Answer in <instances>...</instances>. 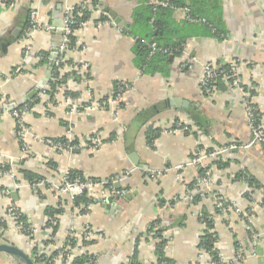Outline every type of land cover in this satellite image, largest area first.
<instances>
[{"label":"crops","instance_id":"obj_1","mask_svg":"<svg viewBox=\"0 0 264 264\" xmlns=\"http://www.w3.org/2000/svg\"><path fill=\"white\" fill-rule=\"evenodd\" d=\"M81 3L0 2V164L11 170L0 178V243L16 246L32 258L33 246L47 241V217H55L49 240L54 256L72 226L96 234L76 253L94 258L84 264H155L163 241V255L173 264H208L198 258L205 249L200 245L204 226L199 219L204 212L212 214L214 247L222 253V264H264V150L252 137L238 89L221 78L213 95L206 97L199 86L204 62L220 66L237 60L239 78L264 126V0H219L224 29L219 37L202 26L187 25L185 8L174 9L173 27L186 37L180 52L169 55L165 74L145 73L134 62V33L143 29L134 25L133 14L141 0H99L100 6L74 29L76 49L64 52L79 68L56 66L59 76H67L52 90L55 65L49 60L62 37L65 8ZM32 7L38 10L39 22L55 30L35 31L27 44L23 35ZM103 16L107 20L99 19ZM40 52H49L47 61L37 59ZM46 78V93L42 88L27 98ZM119 82L127 88L117 103H111ZM174 99L185 105L178 106ZM28 103L32 104L22 117L30 132L26 153L9 108ZM91 104L94 107H88ZM153 130L159 134L148 143ZM46 138L66 139L71 149L58 150ZM206 150L218 157L224 152L219 159L227 164L217 168L206 157L211 184L196 192L194 179L202 166L191 165L190 159ZM73 169L111 185L103 201L87 211L85 204L74 205L57 194L61 176ZM240 170L255 184L237 179ZM22 171L35 174L36 180L30 182ZM103 189L93 197L104 194ZM215 195L238 205L240 212L226 208L214 213ZM108 196L112 200L106 206ZM9 203L21 211L30 234L16 231L10 219L1 220ZM49 211L55 214L48 216ZM237 246L245 252L240 262L233 260ZM0 264L21 262L0 251Z\"/></svg>","mask_w":264,"mask_h":264},{"label":"built area","instance_id":"obj_2","mask_svg":"<svg viewBox=\"0 0 264 264\" xmlns=\"http://www.w3.org/2000/svg\"><path fill=\"white\" fill-rule=\"evenodd\" d=\"M14 0H0V2H8L12 3ZM154 4H160L162 6L166 5V2H157L156 0H151ZM82 3L84 6H87L91 9L96 8L93 7L91 4V0H82ZM73 6H67L65 8V15L63 17V24L60 28L62 37L61 40L56 48V55L53 59V65L57 66L58 68H64L68 70H74L79 68V66H75L68 62V59L63 53L65 51H74L76 48H69V36L74 33V29H72L71 25L74 23V20L71 19L70 13L73 11ZM97 10V9H96ZM187 9L185 8V15L187 19L191 20V17L187 14ZM106 16V15H105ZM109 19V16H107ZM107 20V19H106ZM28 26L26 27L23 35V40L25 43L29 44L33 34L35 31L38 30H45L49 31L53 29L52 25L49 24H41L38 20V10L36 7H32L29 10L28 15ZM27 48L24 49V53H27ZM165 52L166 49H163L161 47H158L155 43H150V50L149 55H153L155 52ZM44 57L42 54H38L37 59L42 60ZM227 68H222L221 65H216L213 62L207 61L202 64V73L199 80V86L201 91H203L204 95L212 96L213 93L216 90V82L218 77H221L224 80H229L230 86H232L235 89H238L243 97V103L245 108V114L247 118V124L248 127L251 130V134L255 142L263 145L264 144V126L261 124L260 120H258L254 114L255 107L252 105L250 101V93L248 90L244 88L243 82L239 78L240 73V66L237 63V60H230L226 64ZM118 86V87H117ZM117 90L111 97L110 101L111 103H117L123 93V91L127 88L124 86L122 82H119L116 84ZM42 93L45 94L46 90L43 88ZM88 107H94V104H91V106ZM29 110V106H24V108H9V111L11 112L12 116L16 120V135L17 138L21 141L22 149L24 152L29 151V145H28V136L30 134L29 130L25 127L23 123V115L25 112ZM186 129V128H185ZM93 141V140H92ZM95 141V139H94ZM45 142L58 149V150H70L71 145L68 143H63L60 141H55L52 139H45ZM197 155L193 156L190 160V163L194 166H204V155L201 152L196 153ZM11 174L10 169H2L0 168V178L3 176H7ZM196 181L199 187L202 186H209L211 184L212 177L210 176V173L208 170L204 171L203 174L198 175L196 177ZM195 180V179H194ZM107 181L105 180H97L92 178H86L83 175L75 174L73 177L70 176L69 171H65L63 175L61 176L60 183L56 186V191L58 195H63L69 198L71 202L74 201V199L78 196L85 195L90 199L89 202H87L84 206L85 210L87 211L88 208L93 203H100L103 201V197L109 192L105 186L107 185ZM105 188L107 191L104 192L101 196L93 197V194L95 191H98L100 189ZM111 188V187H110ZM104 190V189H103ZM112 192V191H111ZM113 194H120L122 195L123 191H113ZM213 202L215 204V207L222 212L226 208H232L235 212L239 213L240 209L238 208V205L230 204L225 198L221 195H215L213 197ZM21 211H19L12 203H9L6 207L5 213L2 216L1 220L6 221L7 219L12 220L13 222V228L16 231L24 232L26 234H30V229L27 228L23 222L21 221ZM57 221V218L53 217H47L46 223L44 226V235L47 238L46 242H43L40 240L37 249H38V255L43 256L45 259V263L48 264H56L55 261H59L60 263H72L74 259L76 258V253L78 250L82 249L84 246L83 241L84 240H90L91 238L95 237L96 234L91 230L90 228H84L83 231H77L72 226L67 231V237L66 240H64L61 245L58 247V253L56 256L51 255V247L52 244L49 241L52 237L51 229L55 225ZM252 237L254 238L253 234ZM46 243V244H44ZM55 249V248H54ZM37 255V256H38ZM245 256V252L242 249V247L238 246L235 248V254L233 260L235 261H243V257ZM88 257V263H92L94 261V258L89 254ZM199 259H205L208 260V264H219L223 261L222 253L217 250L216 257L212 258V255H210V252L208 253L205 249L202 250L198 254ZM32 261L35 262L34 257H32ZM58 263V264H60ZM37 264V263H36Z\"/></svg>","mask_w":264,"mask_h":264},{"label":"trees","instance_id":"obj_3","mask_svg":"<svg viewBox=\"0 0 264 264\" xmlns=\"http://www.w3.org/2000/svg\"><path fill=\"white\" fill-rule=\"evenodd\" d=\"M157 2H166L165 6L160 4H154L150 0H141V4L136 7L133 14V20L136 27H141L143 32L134 33L136 36V43L134 46V62L135 65L145 73H155L159 72L165 74L167 72V66L169 64V55H177L180 52L181 46L185 41L186 35H178L176 32L178 29L173 27L172 12L176 8H186L187 14L191 17L192 21L186 19L187 25L199 26L205 30L206 33L212 34L213 36H221L224 33L222 15L219 0H156ZM93 7H98L99 0H91ZM74 9L70 13V17L74 20V23L71 25L72 29H77L81 23L86 21L91 15V8L84 6L83 3L76 4L73 6ZM99 19H106L105 16L100 17ZM27 21V25H28ZM150 23V25H149ZM26 25V26H27ZM177 29V30H176ZM155 32V33H154ZM147 33V34H145ZM69 48H76L75 45V36L71 34L69 36ZM150 43H155L158 47L166 49L165 52H155L153 55H149ZM39 54L43 55V60L47 61L49 57V52H40ZM63 55H65L63 53ZM68 62H70L68 60ZM222 68H227L226 65H221ZM69 74V73H68ZM67 73H63L59 76L57 67L54 66L52 71V80L49 81V86L53 90L57 84L63 83ZM55 77V78H54ZM57 77V78H56ZM222 81L221 77L217 79V87L219 82ZM229 82V80H228ZM222 84L225 85L224 82ZM222 88V87H221ZM50 89V90H51ZM51 90V91H52ZM32 103H28L25 106H30ZM23 105H20L17 108H23ZM256 118L259 120V113L257 110H254ZM152 137L150 135L148 143H151L159 134V130H153ZM63 143H66V139L57 140ZM264 148V145H262ZM209 151V150H208ZM213 163L217 168H223L227 163L222 162V160H214ZM0 168L6 169V165L0 164ZM210 165H204L199 172V175L203 174L204 171H209ZM25 178L29 179L30 182L36 180L37 176L28 171H22ZM70 176L73 177L75 174H80L77 170H70ZM237 179H245L250 184H255V180L251 177L245 170H240L235 174ZM194 183V181H192ZM192 182L188 186H192ZM90 199L85 195L78 196L74 199V205L86 204ZM82 211V210H81ZM55 214V211H49L48 216ZM202 217L206 220L208 227H213L212 220H208V214L202 213ZM154 223H151L153 225ZM159 234V231H156V235ZM215 241V236L212 233H207L201 236L200 245L205 249H209L211 255L216 257L215 249L212 250L213 243ZM163 242H160L157 251L159 253V258L156 260L155 264H173L172 261L164 257L162 252ZM37 248L34 247L32 254H36ZM37 262L44 261L43 256H36L35 259ZM88 260V257L82 253L78 255L73 264H84ZM134 263V262H133ZM132 264V263H131Z\"/></svg>","mask_w":264,"mask_h":264},{"label":"water","instance_id":"obj_4","mask_svg":"<svg viewBox=\"0 0 264 264\" xmlns=\"http://www.w3.org/2000/svg\"><path fill=\"white\" fill-rule=\"evenodd\" d=\"M111 17H112L113 23H116L117 22V19H115L113 15H111ZM52 30L54 31L55 29H52ZM55 55L56 54H51L50 60H49L50 62L53 61V59L55 58ZM48 76H50V74H47V77ZM46 82H47V78L46 79H43L41 81V83L38 85L36 91L33 90L30 93H28L27 98H32L35 95V93L38 92V90H41L43 88L44 83L46 84ZM27 98H26V101H27ZM180 101H181V103H180ZM174 102L178 106L185 105V104H183L184 102L182 103V100H179V99H174ZM11 193H12L11 194L12 196L15 194L14 191H11ZM111 200H112L111 197L108 196L106 198L105 205L106 206H109ZM0 251L6 252L8 254H11V255L15 256L21 262V264H34V262L32 261V259L29 258L21 249L17 248L16 246H13V245H10V244H6V243H0Z\"/></svg>","mask_w":264,"mask_h":264},{"label":"rangeland","instance_id":"obj_5","mask_svg":"<svg viewBox=\"0 0 264 264\" xmlns=\"http://www.w3.org/2000/svg\"><path fill=\"white\" fill-rule=\"evenodd\" d=\"M28 26V25H27ZM26 26V27H27ZM26 27H25V29H26ZM201 93L202 94H204L203 93V91H201ZM206 97H208L207 95H205ZM264 145V144H263ZM262 146V145H261ZM220 150H221V148H220ZM263 150H264V148H263ZM222 151V150H221ZM201 153H203V155H204V159L206 158V157H208V158H210V159H212L213 161L214 160H220L219 159V157L220 158H223V157H225V154H224V152L223 153H220V155H219V157L218 156H216V154H215V152H213V150H206V151H201ZM194 156L195 155H197V154H193ZM216 156V157H215ZM193 157V156H192ZM191 160V159H190ZM222 162H224L223 160H222ZM191 164V163H190ZM192 165V164H191ZM194 166V165H193ZM197 179L195 178V187L197 188L196 189V192H198L199 190H200V187L198 186V184H197V181H196ZM110 184H108L107 186H105V187H107V188H110ZM203 189V188H202ZM213 208H214V213L216 212V213H219V214H221V211H219L216 207H215V204H214V202H213ZM223 213V212H222ZM199 219H200V221H201V223H202V225L204 226V232H203V235L204 234H207V233H212V231H211V227H208L207 226V223L205 222L206 220L204 219V217H202V216H200L199 217ZM208 220H212V214H209V216H208ZM213 221V220H212ZM213 223V222H212ZM212 234H214V233H212ZM202 235V236H203ZM216 241V240H215ZM215 241H214V243H215ZM214 243H213V247H212V250L211 251H214V249L217 251V249L214 247ZM33 247H36V246H33ZM238 247V246H237ZM37 248V247H36ZM236 248V247H235ZM208 253L210 252V250L209 249H205ZM38 255V249H37V252H36V254H33V257H34V260L36 259V256ZM211 255V254H210ZM78 256V255H77ZM76 256V257H77ZM213 256V255H212ZM32 259V258H31ZM33 260V259H32ZM75 260V259H74ZM34 262V261H33ZM35 262L36 263H38L36 260H35ZM223 262V261H222ZM222 262L221 263H219V264H222ZM235 262H239V261H235ZM36 263H34V264H36Z\"/></svg>","mask_w":264,"mask_h":264}]
</instances>
